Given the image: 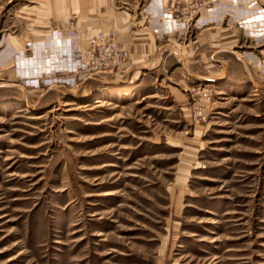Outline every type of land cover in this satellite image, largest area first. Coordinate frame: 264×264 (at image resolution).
Here are the masks:
<instances>
[{
    "label": "rangeland",
    "instance_id": "1",
    "mask_svg": "<svg viewBox=\"0 0 264 264\" xmlns=\"http://www.w3.org/2000/svg\"><path fill=\"white\" fill-rule=\"evenodd\" d=\"M0 264H264V0H0Z\"/></svg>",
    "mask_w": 264,
    "mask_h": 264
},
{
    "label": "built area",
    "instance_id": "2",
    "mask_svg": "<svg viewBox=\"0 0 264 264\" xmlns=\"http://www.w3.org/2000/svg\"><path fill=\"white\" fill-rule=\"evenodd\" d=\"M66 47L75 60L80 62L87 76L119 72L129 62V50L113 34L100 31L97 34L81 39L77 35L67 38ZM58 40V39H56ZM54 40V41H56ZM66 38L60 37V46L64 47ZM59 46V45H58Z\"/></svg>",
    "mask_w": 264,
    "mask_h": 264
},
{
    "label": "bare ground",
    "instance_id": "3",
    "mask_svg": "<svg viewBox=\"0 0 264 264\" xmlns=\"http://www.w3.org/2000/svg\"><path fill=\"white\" fill-rule=\"evenodd\" d=\"M130 89H131L130 87H125V88H123L122 90H124V91H126V92H127V91L129 92ZM99 100H100V99H97L96 101L99 102ZM88 102H89V101H88ZM83 104H86V103H83ZM85 106H86V105H85Z\"/></svg>",
    "mask_w": 264,
    "mask_h": 264
}]
</instances>
